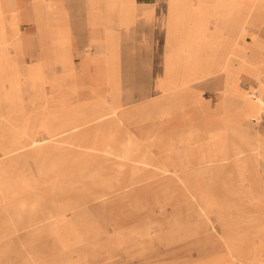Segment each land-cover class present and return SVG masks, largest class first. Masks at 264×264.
I'll return each instance as SVG.
<instances>
[{"label":"crops","instance_id":"obj_1","mask_svg":"<svg viewBox=\"0 0 264 264\" xmlns=\"http://www.w3.org/2000/svg\"><path fill=\"white\" fill-rule=\"evenodd\" d=\"M4 3L0 0V20L17 22L19 59L25 69H38L40 99L55 102L51 115L71 117V124L87 118L86 125L106 119L114 124L119 118L126 137H121L122 147L130 149V140L135 141L137 163L163 173L195 178L208 173L219 180L228 168L240 185L248 184L246 194L259 211L264 237V185L256 167L264 164V155L235 149L238 133L264 145L254 129L264 118V10L255 19L249 10L254 0ZM245 26L248 32L242 36ZM9 88L2 82V91ZM243 226L223 224L229 254L251 253L254 264H264L257 262L264 255V239L249 250L240 247L238 241L247 240Z\"/></svg>","mask_w":264,"mask_h":264},{"label":"rangeland","instance_id":"obj_2","mask_svg":"<svg viewBox=\"0 0 264 264\" xmlns=\"http://www.w3.org/2000/svg\"><path fill=\"white\" fill-rule=\"evenodd\" d=\"M17 33L16 21L0 20V64L14 54ZM19 101L12 110L0 107V264H254L251 253L232 257L223 234L224 223L244 225L247 240L238 241L244 251L264 239L248 184L240 185L228 168L217 180L208 173L193 178L139 164L138 150L122 147L125 134L107 119L39 148L4 154L12 137L22 143L49 138L53 128L72 121L51 115L55 102L28 89ZM254 129L264 138V118ZM256 167L264 185V164ZM201 197L211 199L210 206ZM257 262L264 263V255Z\"/></svg>","mask_w":264,"mask_h":264},{"label":"bare ground","instance_id":"obj_3","mask_svg":"<svg viewBox=\"0 0 264 264\" xmlns=\"http://www.w3.org/2000/svg\"><path fill=\"white\" fill-rule=\"evenodd\" d=\"M195 2V1H194ZM242 2V0H241ZM253 3V2H252ZM235 5V4H234ZM240 5V4H239ZM239 7V6H238ZM244 8L245 10H247V6L246 5H242L241 3V7L240 8ZM120 8V7H119ZM242 8V9H243ZM249 10L251 12H255V19L257 18V16L264 10V2L263 0H254V5H251ZM239 11H242V10H239ZM238 11V13H239ZM240 15V14H239ZM238 15V16H239ZM118 17V15H117ZM231 17V16H230ZM211 21V20H210ZM255 21V20H254ZM254 21L251 22V25L254 24ZM120 23V22H119ZM227 25V24H226ZM135 28V27H134ZM119 29V28H118ZM248 28L245 26L242 28V31H241V35L245 36V34L248 32L247 30ZM134 30V29H133ZM37 34V33H36ZM14 35V34H13ZM17 35H19V33H17ZM38 35V34H37ZM138 36V35H137ZM163 36V35H162ZM169 37V36H168ZM219 37V36H217ZM17 38V37H16ZM136 38V37H135ZM134 38V40H136ZM164 38V37H163ZM121 39V38H120ZM217 39V38H215ZM230 39V38H229ZM133 40V39H132ZM231 40V39H230ZM169 41V40H168ZM222 41V40H221ZM19 42V40H18ZM17 42V40L15 39V43H16V50L14 52V54H10V55H7L6 56V61L3 62V64H0V83L2 82H9L10 84V88L9 90H5L3 91V96H0V107H2V104H7L6 105V109H9V110H12V109H15L17 108V103H19V98H20V94L25 90V89H28L31 91V94L35 97H39L40 96V78H39V73H38V69H25L24 66H23V60L21 61L19 59V48H20V44ZM76 42V41H75ZM222 43V42H221ZM110 44V43H109ZM174 44V43H173ZM230 44V42H229ZM158 50V49H157ZM186 50V49H185ZM154 51V50H153ZM226 51V50H225ZM20 52V51H19ZM82 52V51H81ZM40 53V52H39ZM45 53V52H44ZM164 53V52H163ZM172 53V52H171ZM218 54V53H217ZM148 55V54H147ZM23 56V55H22ZM164 56V55H163ZM46 57V56H45ZM26 59V58H25ZM134 59V58H133ZM164 61V60H163ZM54 62V61H53ZM155 62V61H153ZM146 67V66H145ZM155 68V67H154ZM96 70V69H95ZM103 70V69H102ZM71 71V70H70ZM99 70H97L98 72ZM156 71V70H155ZM99 73V72H98ZM45 74V73H44ZM60 74V73H59ZM58 76V75H57ZM103 77V76H102ZM69 78V77H68ZM95 79V77H94ZM104 79V78H103ZM78 80V79H77ZM89 80V79H88ZM59 81V80H58ZM95 81V80H94ZM105 81V80H104ZM72 83V82H71ZM74 83V82H73ZM83 82H81L80 84H82ZM78 84V83H77ZM66 85V84H64ZM76 85V84H75ZM46 87V86H45ZM57 87V86H56ZM83 87V86H82ZM87 87V86H86ZM81 88V86H80ZM136 88V87H135ZM6 89V88H5ZM51 89V88H50ZM181 89V88H180ZM49 90V89H48ZM178 90V89H177ZM257 91V90H256ZM1 92V91H0ZM112 94V93H111ZM119 94V93H118ZM261 94V93H260ZM56 95V94H55ZM50 96V95H49ZM48 97V95H47ZM118 97V96H116ZM50 98V97H49ZM72 98V97H71ZM4 99V100H3ZM23 99V98H22ZM95 99V98H94ZM28 100V99H27ZM55 100V99H54ZM3 101V102H2ZM51 101V100H50ZM63 101V100H62ZM52 102V101H51ZM61 102V101H59ZM58 102V103H59ZM92 102V101H91ZM90 102V104H91ZM63 103V102H62ZM70 103V102H68ZM264 103V102H263ZM51 104V103H50ZM72 104V103H71ZM88 104V103H87ZM262 104V103H261ZM19 105V104H18ZM69 105V104H68ZM94 105V104H93ZM84 106V105H83ZM89 106V105H88ZM107 106V105H106ZM94 107V106H93ZM23 108V107H22ZM25 108V107H24ZM30 108V107H29ZM91 108V107H90ZM159 109V108H158ZM60 110V109H59ZM6 111V110H5ZM36 111V110H35ZM58 111V109H57ZM63 111V110H62ZM118 111V110H117ZM45 112V111H44ZM2 113V112H0ZM5 113V112H3ZM2 113V114H3ZM115 113V112H114ZM120 113V112H119ZM170 113V112H169ZM6 115V114H5ZM43 115V114H42ZM64 115V114H63ZM14 116V115H13ZM161 116V115H159ZM163 116V115H162ZM105 117L103 118H98V120H102L104 119ZM122 118V117H121ZM37 119V118H36ZM88 119L87 118H84L82 119V121H76L74 124H70L68 126V128H63V126H58L57 128H53V130L50 132V137L49 138H34L32 139L31 141L28 140V142H20V141H17L16 139H14L13 137L10 138L9 142H10V147L6 148V149H9V150H4V154H9V153H18L19 151H24L25 149H28V148H39L41 146L44 145V143L49 140V141H53L58 135L61 136V133L64 131H72V132H75L77 130H80L81 128L85 127L86 123H87ZM49 122V121H48ZM59 122V121H58ZM96 122V121H94ZM115 125H118L120 126V123H119V118H114L113 121H112ZM100 123V122H99ZM55 124V123H54ZM101 124V123H100ZM122 124V123H121ZM33 125V124H32ZM31 125V126H32ZM40 125V124H39ZM44 125V124H43ZM137 125V124H136ZM92 127H93V124H92ZM128 127V126H126ZM101 129V127H99ZM121 128V127H120ZM119 128V129H120ZM118 129V131H119ZM39 130V129H38ZM100 131V130H99ZM113 132V131H111ZM127 132V131H125ZM42 133V132H41ZM96 133V132H95ZM94 133V134H95ZM115 133V132H114ZM124 133V132H123ZM84 134V133H83ZM86 134V133H85ZM98 134V133H97ZM107 134V133H106ZM121 134V133H120ZM135 134V133H134ZM185 134V133H184ZM236 134V133H235ZM234 134V135H235ZM239 134V138H240V145H239V148H235V149H239V152H242V151H245V150H256L258 151L261 155H264V145L261 141H259L258 139H255V138H252L251 136H249L248 134H244V133H238ZM69 135V134H68ZM75 135V134H74ZM103 135V134H102ZM105 135V134H104ZM116 135V134H114ZM83 136V135H82ZM41 137V136H39ZM90 137V136H89ZM92 137V136H91ZM104 137V136H103ZM184 137V136H183ZM33 138V137H32ZM98 138V137H97ZM96 138V139H97ZM115 138V137H114ZM124 138V137H123ZM126 138V137H125ZM232 138H235V137H232ZM71 139V138H70ZM73 139V138H72ZM138 139V138H137ZM144 139V138H143ZM230 139V138H229ZM63 140H66V139H63ZM108 140V139H107ZM71 141V140H70ZM91 142V141H90ZM139 142V141H138ZM60 143V142H59ZM72 143V142H71ZM76 143V142H75ZM239 143V142H238ZM50 144V143H49ZM69 144V142L67 143ZM74 144V143H73ZM72 144V145H73ZM187 144V143H186ZM228 144V142H227ZM235 144V143H234ZM54 145V144H53ZM59 145V144H58ZM65 145V144H64ZM75 145V144H74ZM92 145V144H91ZM108 145V144H107ZM136 145V142L135 141H132L130 140L129 142V147L130 149L134 148V146ZM181 145V144H180ZM231 145V143H230ZM62 146V145H61ZM94 146V145H92ZM227 146V145H226ZM234 146V145H233ZM232 146V147H233ZM238 146V145H237ZM143 147V146H142ZM185 147V146H184ZM71 148V147H70ZM76 148V147H75ZM91 148V147H90ZM117 148V147H116ZM114 148V149H116ZM58 149V148H57ZM69 149V148H68ZM102 149V148H101ZM144 149V148H143ZM34 150V149H33ZM54 150V149H53ZM59 150V149H58ZM71 150V149H70ZM89 150V149H88ZM91 150V149H90ZM118 150V149H117ZM116 150V151H117ZM228 150V149H227ZM28 151V150H27ZM93 151V150H92ZM141 151V150H140ZM234 151V150H233ZM232 151V152H233ZM238 151V150H236ZM63 152V151H62ZM89 152V151H87ZM98 152V151H97ZM231 152V151H230ZM37 153V152H36ZM49 153V152H48ZM112 153V152H111ZM119 153V152H118ZM235 153V151H234ZM38 154V153H37ZM50 154V153H49ZM83 154V153H82ZM90 154V152H89ZM132 154V153H131ZM155 154V153H154ZM201 154V153H200ZM11 155V154H10ZM18 155V154H17ZM47 155V154H46ZM57 155V154H56ZM62 155V154H61ZM64 155V154H63ZM73 155V154H72ZM78 155V154H77ZM175 155V154H174ZM2 156V155H1ZM15 156V155H14ZM44 156V155H43ZM58 156V155H57ZM70 156V155H68ZM91 156V155H90ZM93 156V155H92ZM91 156V157H92ZM102 156V155H101ZM125 156H128L125 155ZM5 157V156H4ZM9 157V156H8ZM11 157V156H10ZM24 157V156H23ZM59 157V156H58ZM61 157V156H60ZM65 157V156H64ZM75 157V156H74ZM83 157V156H82ZM85 157V156H84ZM87 157V156H86ZM98 157V155H97ZM110 157V156H109ZM116 157V156H115ZM120 157V156H119ZM18 158V157H17ZM16 158V159H17ZM20 158H22L20 156ZM40 158V156L38 157ZM56 158V157H55ZM90 158V157H89ZM123 158V157H122ZM67 159V158H66ZM83 159V158H82ZM91 159V158H90ZM255 159V158H254ZM8 160V159H7ZM20 160V159H19ZM32 160V159H31ZM96 160V159H95ZM94 160V161H95ZM141 160H147V159H141ZM10 161V160H9ZM40 161V160H39ZM81 161V160H80ZM93 161V162H94ZM31 162V161H30ZM1 163V162H0ZM8 163V162H7ZM18 163V162H17ZM44 164V163H43ZM16 165V164H15ZM26 165V164H25ZM20 166V165H19ZM23 166V165H22ZM41 166V164H40ZM55 166V165H54ZM75 166V165H74ZM83 166V165H81ZM92 166V165H91ZM137 166V165H136ZM7 167H10V166H7ZM14 167V166H12ZM42 167V166H41ZM52 167V166H51ZM88 167V166H87ZM97 167V166H96ZM110 167V166H109ZM11 168V167H10ZM28 168V167H27ZM57 168V167H56ZM73 168V167H72ZM81 168V167H80ZM92 168V167H91ZM55 168H53L52 170H54ZM44 170V169H42ZM70 170V169H69ZM90 170V169H89ZM93 170V169H92ZM91 170V171H92ZM96 170V169H95ZM123 170V168H122ZM45 171V170H44ZM51 171V170H50ZM55 171V170H54ZM97 171H98V168H97ZM17 172V171H16ZM52 172V171H51ZM73 172V171H72ZM24 173V172H23ZM22 173V174H23ZM50 173V172H49ZM71 173V172H70ZM80 173V172H79ZM46 174V173H45ZM8 176V175H7ZM24 176V175H23ZM49 176V175H48ZM54 176V175H53ZM13 178V176H12ZM33 183V182H32ZM43 184V183H42ZM48 184V183H47ZM33 186V184H32ZM34 187V186H33ZM50 187V186H49ZM53 187V186H51ZM64 187V186H63ZM5 189V188H4ZM16 191V190H15ZM6 192V191H5ZM204 199V198H203ZM3 200V199H2ZM5 200V199H4ZM6 201V200H5ZM70 209V208H69ZM258 254V253H257Z\"/></svg>","mask_w":264,"mask_h":264}]
</instances>
